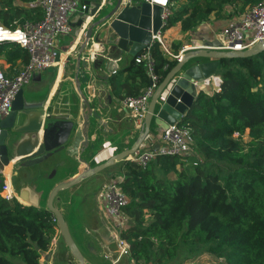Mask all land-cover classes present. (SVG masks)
Wrapping results in <instances>:
<instances>
[{
    "label": "trees",
    "instance_id": "16d2710c",
    "mask_svg": "<svg viewBox=\"0 0 264 264\" xmlns=\"http://www.w3.org/2000/svg\"><path fill=\"white\" fill-rule=\"evenodd\" d=\"M32 1L0 0V25L15 29L40 21L43 12L27 8ZM260 1L169 0L163 33L179 27L187 34L211 15L221 17L227 7L232 11L226 17L232 18ZM183 46L174 43L171 52L177 55ZM148 51L160 83L177 60L158 41ZM0 60L18 74L29 55L4 43ZM216 74L220 90L211 95L201 91L179 123L194 138L191 152L158 155L145 169L130 161L121 166L128 222L120 235L130 246L132 264H167L204 254L224 264H264V51L222 59ZM109 82L123 101L140 96L151 77L144 62L133 60ZM187 157L197 163L186 162ZM4 181L0 172V264H41L57 237L56 219L50 212L5 200Z\"/></svg>",
    "mask_w": 264,
    "mask_h": 264
},
{
    "label": "water",
    "instance_id": "95a60500",
    "mask_svg": "<svg viewBox=\"0 0 264 264\" xmlns=\"http://www.w3.org/2000/svg\"><path fill=\"white\" fill-rule=\"evenodd\" d=\"M122 1L106 0L101 7L96 0H86L87 10L72 23L63 51L72 49L79 37L82 41L75 54L66 58L73 68L68 66L67 73L74 74L78 100L64 103L67 114H55L56 100L46 112L53 79L36 94L21 89L0 123V172L13 164L19 197L27 206L52 213L57 222L58 242L42 256L46 264H130L103 214L93 207L80 213L73 190L103 176L97 196L115 175L110 169L121 168L137 154L159 149L164 131L180 123L195 103L200 93L195 84L216 75L222 59L248 58L264 51V41L233 51L220 49L217 40H199L158 84L136 126L109 80L119 72L118 63L125 56L135 59L146 51L165 26L159 6L141 0L123 6ZM54 52L59 62L61 51ZM37 77L40 73L34 80ZM134 132L133 141L123 147ZM149 139L158 143L147 148Z\"/></svg>",
    "mask_w": 264,
    "mask_h": 264
},
{
    "label": "built area",
    "instance_id": "2783aa9c",
    "mask_svg": "<svg viewBox=\"0 0 264 264\" xmlns=\"http://www.w3.org/2000/svg\"><path fill=\"white\" fill-rule=\"evenodd\" d=\"M141 1L148 2L152 6L157 5L162 9L161 18L165 26L168 18L169 0ZM96 2L100 3L101 7L106 4V0H96ZM122 3L123 6H126L135 2L134 0H123ZM88 6L86 0H33L28 4L27 8L35 12L41 10L43 17L40 21L26 22L22 27L15 29L0 25V44H16L27 51L29 55L28 63L20 68L18 74L10 72V75H8L3 68H0V123L10 113L17 93L33 81L35 74L44 72L58 64L56 53L54 52L57 40L72 33L73 15L83 13ZM156 41L168 52L159 34H157ZM262 41H264V0L248 8L240 14L237 21L229 24L227 31L220 37L221 47L219 48L222 50L241 51ZM197 46V43L194 46H184L177 55H173V58L179 62L185 50ZM148 49L142 55H138L135 58V62L138 64L144 62L146 64L152 85L145 89L140 96L129 97L122 102L123 107L127 108L129 114L135 119L136 126L141 124L153 92L159 84L158 78L153 71V59ZM195 85L200 92L208 93L209 89L212 92L219 91L221 78L216 74ZM1 134L2 128L0 126V136ZM235 136L237 137L238 134H235ZM193 144L194 138L190 131L177 123L170 125L164 131L157 151L137 154L130 158V162L145 169L148 163L156 156H178L189 153ZM185 161L192 164L197 163L196 160L188 157ZM123 181L124 177L119 176L113 177L108 183L104 184L98 194V201L102 214L116 237L121 254L129 256L130 246L120 235L126 224L123 208L128 204V199L121 187ZM1 195L10 202L14 200L20 201L11 183L7 180L4 181Z\"/></svg>",
    "mask_w": 264,
    "mask_h": 264
},
{
    "label": "crops",
    "instance_id": "0c3cea01",
    "mask_svg": "<svg viewBox=\"0 0 264 264\" xmlns=\"http://www.w3.org/2000/svg\"><path fill=\"white\" fill-rule=\"evenodd\" d=\"M231 11H232V8L227 7L226 10L221 14V17H217L215 14L211 15V17L209 18V20L207 22L199 25L196 29H194L192 32H189L187 34H182L179 27L172 28V29L166 31L165 33L162 32L160 37L163 39V41L165 43V46L168 50L167 53L170 54L171 56L175 55L171 52V45L174 43L183 42L184 46H194L199 40H209V41L217 40V41H220L221 35L227 31L229 24L237 21L239 16H240V14H239L238 16H233L232 18L226 17V15ZM78 15L79 14L73 15V17H72L73 22L72 23L77 22ZM69 39L70 38H68V36L62 37L61 40L58 39V41L60 40L59 41L60 43L57 42L54 49H58L59 51H61V55H60V61L58 62V64L55 67H52L54 69L51 71H48L49 70L48 69L44 72H40V77H37L35 80L33 78V81L29 85H27L23 88L24 91L27 92L28 94H36L38 92H41L48 82L55 79L54 85L50 91L45 109L47 112L49 110V105L51 104V102L56 100V102H57L56 103L57 109L55 111L56 115L67 114V110L64 109L65 108L64 103H66L67 101H69V102L78 101L77 100V93L75 90V85L73 83L74 74L67 73L68 66H70L72 70H73V68H72L71 64H69L66 61V58L72 54H75V51H77V48H78L79 44L81 43L82 39H81V37H79L78 41L76 43H74L73 48L70 49L66 53L65 51H63V47L67 44ZM133 60H135V59H133L131 56H125V58H123L118 63L119 72L127 69V67H129V65L133 62ZM2 65H3L2 67L6 71V73L8 75H10V72H11L10 71V65H8L6 62L2 63ZM207 92L209 94L212 91H211V89H209ZM209 95H211V94H209ZM58 105H59V107H58ZM124 121H125V125L128 126L129 121H127V119H124ZM134 134H135V132L125 139L124 145H122L123 147L129 145L133 141L134 136H135ZM156 143H158V142L155 141L154 139H149L145 143V147L149 148V147L155 146ZM114 147L115 146H113V147L108 146V145L105 146V148H108V149L114 148ZM15 170H16V167L13 166V164H11L10 168H5V170L2 172V174L5 178V180H7L11 183L13 189L15 190L16 194L18 195V192L16 191L14 183H13ZM114 174H115L114 177H117L116 176L117 173H114ZM102 177L103 176L95 177V178L91 179L90 181H88L82 185H79L77 188H75L73 190L72 195L74 196V198L76 196L75 207L79 210L80 213H81V210L82 211L84 210L86 212L89 211V208L93 207V204H94L96 206L95 209L99 210L102 214L100 203L98 201V194H97V196H95V191L97 190V188L102 183V180H103ZM18 197H19V195H18ZM19 199H20L19 202L21 204L26 205L24 200H22L20 197H19ZM91 212H93V211H91ZM56 238L54 241L55 245L58 242V238L57 239ZM55 245H53L52 250H54ZM41 264H46L43 261V259H41ZM130 264H132V263H130Z\"/></svg>",
    "mask_w": 264,
    "mask_h": 264
},
{
    "label": "rangeland",
    "instance_id": "374dc122",
    "mask_svg": "<svg viewBox=\"0 0 264 264\" xmlns=\"http://www.w3.org/2000/svg\"><path fill=\"white\" fill-rule=\"evenodd\" d=\"M110 1H112V0H109V3H110ZM61 38H59V39L61 40ZM59 41L57 40V42H59ZM2 63H5V61L0 60V68H3L2 67L3 66ZM53 69L54 68H50L48 71H51ZM212 93L213 92H211L209 94H212ZM244 140H247V136H245ZM108 172H110V173H112V172L117 173V175H116L117 177H119V176L122 177L123 176L120 167L112 168ZM102 207H103V204H102ZM95 208H96V206L93 204V209H95ZM125 222L127 224V222H128V219L127 218H125ZM167 264H224V261L221 260V259H217L215 257H212L210 255L204 254V255H201L200 257H198L196 259H192V260H189V259L188 260H185V257L182 256V257H179V258H177V259H175L173 261L168 262Z\"/></svg>",
    "mask_w": 264,
    "mask_h": 264
},
{
    "label": "bare ground",
    "instance_id": "6f19581e",
    "mask_svg": "<svg viewBox=\"0 0 264 264\" xmlns=\"http://www.w3.org/2000/svg\"><path fill=\"white\" fill-rule=\"evenodd\" d=\"M88 21H89V19H88ZM6 168H10V166H8V167H6Z\"/></svg>",
    "mask_w": 264,
    "mask_h": 264
}]
</instances>
